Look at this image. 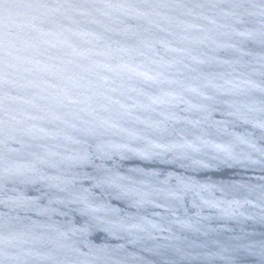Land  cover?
Masks as SVG:
<instances>
[{"label":"water","instance_id":"1","mask_svg":"<svg viewBox=\"0 0 264 264\" xmlns=\"http://www.w3.org/2000/svg\"><path fill=\"white\" fill-rule=\"evenodd\" d=\"M0 264H264V0H0Z\"/></svg>","mask_w":264,"mask_h":264}]
</instances>
